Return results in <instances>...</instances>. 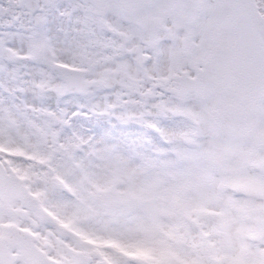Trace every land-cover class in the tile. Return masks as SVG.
Instances as JSON below:
<instances>
[{
	"label": "snow or ice",
	"instance_id": "6c2138e0",
	"mask_svg": "<svg viewBox=\"0 0 264 264\" xmlns=\"http://www.w3.org/2000/svg\"><path fill=\"white\" fill-rule=\"evenodd\" d=\"M0 264H264V0H0Z\"/></svg>",
	"mask_w": 264,
	"mask_h": 264
}]
</instances>
